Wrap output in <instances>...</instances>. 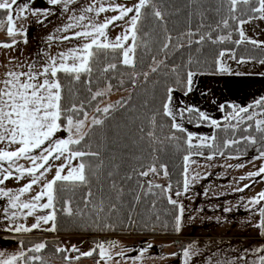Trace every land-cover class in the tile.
<instances>
[{"label":"snow or ice","instance_id":"obj_1","mask_svg":"<svg viewBox=\"0 0 264 264\" xmlns=\"http://www.w3.org/2000/svg\"><path fill=\"white\" fill-rule=\"evenodd\" d=\"M197 2L189 0L193 9ZM47 3L59 7L63 22L47 36L43 49L25 56L20 48L28 43L24 21L29 16L47 19L53 12L34 10L31 0H0V33L4 37L0 39L3 231L17 235L55 232L60 214L94 217L95 228L101 232L133 227L155 232V223H160L179 234L185 214L182 198L200 179L198 169L212 167L217 156L237 161L226 164L229 169H242L249 164L253 168L233 182L231 191L243 194L257 182L264 184V97L245 106L220 104L218 111L223 115L218 120L198 108L175 107L173 87H165L158 100L154 95L151 103L155 107L145 116L147 125L140 126L138 131L141 140L147 138L150 144H163L157 131L167 128L164 140L182 153L175 186L167 164L157 165L155 160L139 162V167L121 176L116 158L112 156L106 161L107 153L101 152L99 146L94 148L97 129H104L115 111L130 107L131 94L115 104L104 103L114 88L124 87L126 73L121 69L130 70L127 83L133 90L141 81L147 83L153 74L164 72L191 91L193 77L200 74L193 67H200L206 44L221 46L213 49L212 61L219 72L228 71L226 58L235 60L237 48L251 45L264 49V40L249 36L245 29L249 26L255 30L264 24V0H220L214 23L207 20L206 13L190 11L186 30L175 35L168 29L161 0ZM153 44L158 45L155 52ZM185 49L188 55L175 63V54ZM251 59L240 57L237 62L247 63ZM259 62L264 64V59ZM138 66L146 70L137 71ZM144 106L148 108L147 103ZM186 123L196 128L207 126L211 133L191 132ZM249 149L255 154L249 156ZM158 178L167 182L157 183ZM239 199L241 203L236 207L249 213L245 223L264 240V187ZM161 201L168 206L170 223L160 219ZM29 219L33 221L30 224ZM46 247L47 242H39L25 248L20 240L16 252L0 251V264H46L42 255ZM152 247L151 242H146L139 249H128L118 240L101 239L87 252L73 244L71 248L57 246L55 253L63 254L65 264L94 256L96 264H145ZM73 252L78 255L71 256ZM199 255L197 242L188 243L182 249L183 264H191ZM207 264H264V242L241 247L222 259L209 254Z\"/></svg>","mask_w":264,"mask_h":264},{"label":"crops","instance_id":"obj_2","mask_svg":"<svg viewBox=\"0 0 264 264\" xmlns=\"http://www.w3.org/2000/svg\"><path fill=\"white\" fill-rule=\"evenodd\" d=\"M21 2H26V0H21ZM31 6L34 10L41 12L51 10L53 14L47 19L43 16H29L24 21L28 43L21 44L20 48L25 56L30 53L35 54L43 49L46 35L55 32V29L63 22V14L59 7L53 8L47 3V0H31ZM39 21H44V23L41 24ZM245 29L249 36L264 40V24H261L255 30L249 26H245ZM3 38V33H0V39ZM227 60L228 65L232 66L231 70L218 71L217 73H200L193 77L191 91H187V89L183 92L176 90L173 93L174 106L198 108L212 118L220 120L223 115L218 111L220 104L228 103L245 106L260 97H264V64L252 59L247 63ZM186 91L187 95H185ZM185 127L194 133H211V129L207 126L196 128L193 124L186 123ZM229 163L235 164L237 161L217 156L211 162L212 167L198 169L201 172L200 179L192 184L189 193L182 198L185 205V214L181 233L175 235L114 234L113 240H118L126 245L128 249H139L146 242H151L153 247L147 253L145 264H183L182 246H186L190 240V242L206 240H216L218 242L220 240L257 238L255 230L245 223L249 218V213L243 207L236 206L241 203L239 199L241 195L251 196L264 187V184L257 182L250 191L243 194L231 191L230 186L233 182L240 175L252 171L253 168L249 164L242 169H229L226 167V164ZM206 173H211V175H206ZM156 182L164 184L167 181L158 178ZM205 193L207 194L205 195ZM229 207H232L233 210L225 212L224 209ZM32 222L29 219L28 223ZM53 234L55 232L33 231L32 233L17 235L3 231L2 226H0V251L16 252L19 249L17 236L20 235L52 236ZM61 242L62 246H66L65 243H67L69 248L74 244L81 252H87L94 244L87 235L76 233L61 235ZM183 242L185 243L183 244ZM172 253H177V255H170ZM130 254L135 253L130 252ZM76 255L78 253H71V256ZM161 257H164V259H161ZM82 261L85 263L91 262V260L85 258Z\"/></svg>","mask_w":264,"mask_h":264},{"label":"trees","instance_id":"obj_3","mask_svg":"<svg viewBox=\"0 0 264 264\" xmlns=\"http://www.w3.org/2000/svg\"><path fill=\"white\" fill-rule=\"evenodd\" d=\"M220 0H198L195 9L189 3V0H161V5L166 10V19L168 29L175 35L177 32L186 30V17L190 11H196L197 13H206L207 20L214 23L216 17L214 15L215 8L219 6ZM199 17L197 16L196 19ZM150 27V26H149ZM234 39L236 37H233ZM155 39V38H154ZM157 44H153V52L156 51ZM231 47V45H225ZM220 45L206 44L203 49V55L200 57V67H193L194 71L199 73H217L212 66L213 49L219 48ZM188 55L185 49L182 53H176L173 57L175 63L181 62V56L186 57ZM240 57L245 59L251 57L252 60L260 61L264 59V49H254L251 45H244L236 49V59ZM205 61L207 63H205ZM147 62V58H146ZM171 67V61L169 62ZM138 66L137 71H144ZM126 74L124 79L126 81L124 87L113 91L104 98V103L112 95H118L117 98L109 103L115 104L122 99H128L131 94L130 107L127 110H118L112 114V118L107 122L104 129H97V140L94 143L100 147L101 152L107 153L105 157L106 161L114 156L116 163L121 165L120 175L123 176L131 171L133 167H139V162L149 163L155 160L157 165L164 163L168 165L169 173L171 176V182L175 186L176 181L179 179L180 165L182 163V153L175 147L170 146L164 137L168 135L167 128L163 131H157V136L160 140L164 141L163 144H150L147 138L141 140V133L138 128L142 125L146 126L147 121L145 116L150 115L149 109L155 107L151 103L153 96L155 95L158 100L159 96L163 93L165 87H173L178 91H185L186 88L177 84L174 77L166 76L164 72L159 74H153L147 83L140 82L139 86L133 90L132 85L127 83V72L130 70L121 69ZM148 104V108L144 105ZM103 106V105H102ZM227 111V109L225 110ZM221 136L224 134L221 133ZM155 148L156 151L150 149ZM254 155L252 150H248V155ZM158 210L160 213L161 221L170 223L171 217L167 215L168 206L161 201L158 204ZM140 211V209H137ZM94 217L85 216L83 218L67 217L58 214L56 226L57 231L52 236L44 235H20L17 238L24 241V247L28 248L34 243L47 242V247L43 251L42 255L46 261V264H65L63 260V254H56L55 248L62 246L61 235L63 234H85L87 237L95 242L103 239L104 234H164L175 235L176 233L171 230L170 227H162L160 223H155V232H145L135 229L120 228L112 232L97 231L95 224L93 223ZM139 222V220H138ZM63 247V246H62ZM89 259L91 262H83L82 259ZM75 264H96V257H81Z\"/></svg>","mask_w":264,"mask_h":264},{"label":"rangeland","instance_id":"obj_4","mask_svg":"<svg viewBox=\"0 0 264 264\" xmlns=\"http://www.w3.org/2000/svg\"><path fill=\"white\" fill-rule=\"evenodd\" d=\"M52 33H54V32H52ZM52 33H48L46 36H48L49 34H52ZM231 60H233V59H231ZM228 63L229 62L226 58L225 67L227 69L231 70L232 66L230 64L228 65ZM227 65H228V67H227ZM117 96L118 95H115V94L110 96L108 98V100L105 101V104L109 103L110 101L115 100L117 98ZM262 242H264V240H262L260 237H257L255 239L250 238V239L220 240L218 242H216V240L200 241V242H197L198 248L200 250V255L197 257H194L193 260L191 261V264H207L208 259H209V254H214L215 257L222 259L225 256H230L234 250H238L241 247L247 246L249 244H252V246H256L257 244L262 243ZM84 243H86V242H84ZM180 243H181V241H180ZM184 243L185 242H183V244ZM90 244H92V243H90ZM65 245H66V247L69 248V245L67 243H65ZM182 247L184 248L185 245H183ZM82 250H88V249H82Z\"/></svg>","mask_w":264,"mask_h":264},{"label":"built area","instance_id":"obj_5","mask_svg":"<svg viewBox=\"0 0 264 264\" xmlns=\"http://www.w3.org/2000/svg\"><path fill=\"white\" fill-rule=\"evenodd\" d=\"M113 238H114V234H111V233L106 234V235L103 237L104 240H113Z\"/></svg>","mask_w":264,"mask_h":264}]
</instances>
